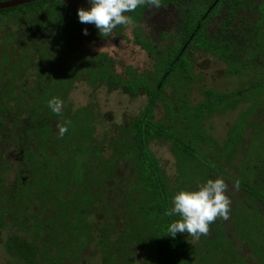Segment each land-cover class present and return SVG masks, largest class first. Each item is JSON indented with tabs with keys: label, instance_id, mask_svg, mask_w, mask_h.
I'll use <instances>...</instances> for the list:
<instances>
[{
	"label": "rangeland",
	"instance_id": "1",
	"mask_svg": "<svg viewBox=\"0 0 264 264\" xmlns=\"http://www.w3.org/2000/svg\"><path fill=\"white\" fill-rule=\"evenodd\" d=\"M40 6L43 15L47 7ZM170 17L169 11L154 12L150 7L140 30L160 44L158 28L169 25ZM17 26L0 20V120L5 124L0 125V180L5 188V199L0 201V264H173L170 235L146 216L148 198L133 189L126 177L134 162L122 157L124 126L138 114L146 98L129 97L119 89L111 90L109 84L123 79L126 68L131 67L138 74L148 73L147 79L160 85L155 76L161 67L134 42V24L122 25L121 34L102 39L59 35L46 43L39 38L37 47L31 46L28 38L17 43V32H22ZM89 52H105L108 60L101 61L104 65L98 62L81 67L83 70L73 73L74 78L72 70L87 62L82 55ZM201 52H190L191 75L185 82L164 80L163 98L153 112L155 121L170 120L173 108L168 113L165 108L179 93L197 105L207 101L208 90L229 92L248 80L230 72L226 55ZM250 66L264 71V47L259 46ZM17 88L23 90L19 98ZM53 97L63 101L62 115L48 107ZM24 119L28 127L21 129L27 139L20 142L15 128ZM67 120L71 124L61 137L57 126ZM235 126L245 130L230 148L227 139ZM199 129L205 139L192 140L194 156L157 133L148 140L172 197L181 190L197 189L207 177L223 178L228 184L229 219H218L213 227L221 229L222 244L227 247L219 246L217 239H194L179 233L188 262L264 264V206L253 200L251 209L245 208L246 218H261L255 229L240 222L238 200L248 203L251 199L242 186L239 190L234 187L235 179H243L264 190V82L247 99L234 105L219 104L204 114ZM169 130L175 136L174 128ZM246 151L256 153L251 158L256 166H245ZM48 156L58 162L50 164ZM75 157L78 164L73 171L60 173L56 166L73 162ZM219 167L229 172L230 179L216 171ZM11 236L35 247L31 261L5 250L4 243Z\"/></svg>",
	"mask_w": 264,
	"mask_h": 264
},
{
	"label": "trees",
	"instance_id": "2",
	"mask_svg": "<svg viewBox=\"0 0 264 264\" xmlns=\"http://www.w3.org/2000/svg\"><path fill=\"white\" fill-rule=\"evenodd\" d=\"M10 0H0V2ZM162 7H151L156 11H169L171 17L169 25H162L158 28V40L149 36H145L140 30L141 22L144 20L148 12V6L138 7L134 12L128 13L134 20V28L132 30L134 42L138 44L147 54L152 56L160 65V73L155 76V80L159 82V87L154 81L147 79L148 73L138 74L133 68L127 67L125 74L120 79H113L110 84L111 90L119 89L129 97H137L144 95L146 102L142 104V108L138 114L128 120L124 126V134L121 143L122 157H128L134 163L129 166L126 177L133 189L142 191L148 198L146 216L155 224L159 225L161 232L167 231L169 225L176 220L175 216L168 217L164 213L171 208L170 203L172 196L164 183V176L159 169L156 158L149 150L148 140L151 135L158 134L163 136L183 150L184 152L194 156L195 148L192 146V140H203L205 135L199 129V123L204 114L213 111L217 105L229 104L234 105L247 99L255 88H258L264 82V71L256 70V68L248 67L252 58L258 52L259 46L264 47V0H161ZM47 7L46 12L41 15V6ZM38 11H30L32 8ZM90 7L89 0H35L29 3L18 5L11 8L0 10V20L7 23L8 21L18 23V28H22L17 32V43L22 41H32L31 46L37 47L38 39L42 38L46 43L52 41L50 37H58L63 35L67 38H75L86 36L88 39H102L98 29L93 24H84L79 21L78 9H88ZM44 16V19H43ZM210 23V25H209ZM212 23H215L212 26ZM21 25V26H20ZM168 26V27H166ZM87 29L88 35H84L83 30ZM122 25L117 26L113 30L114 36L121 34ZM73 42L72 39H65ZM63 40V41H65ZM66 42V41H65ZM67 43V42H66ZM247 48H254L253 52H249ZM44 50V49H43ZM202 51L201 54H218L226 55L229 62V70L234 74H242L248 77V80L237 89L229 92L217 93L214 90H208L206 94V102L193 105L189 103L184 95L178 94L172 103H168L165 113L173 108V114L169 113V121L164 123L163 120L155 121L153 112L156 103L162 97V88L166 86L165 81L168 79L181 82L186 81L185 78L191 75L190 52ZM200 53V52H199ZM211 54V55H212ZM105 52H92L83 56L87 62L79 64L78 68L72 70L71 74L83 70L98 62L104 65L103 61H107L108 57ZM239 55H243L242 58ZM244 60V61H242ZM242 61V62H241ZM240 64H237V63ZM20 69V65L18 66ZM254 67V66H252ZM75 78V76H73ZM23 83V82H21ZM13 91V87H10ZM17 98L23 92L21 88H17ZM27 92V91H26ZM13 117V116H12ZM14 117H16L14 115ZM177 117L176 122L173 121ZM4 117H1V119ZM174 124V125H173ZM0 125L5 126L2 120ZM26 119L20 121L15 129L18 131V140L24 142L27 134L21 128L27 129ZM175 136L171 134L169 129H173ZM243 126H235L230 130V136L227 139V147L231 148V143L238 137L240 131L244 132ZM190 136L186 137L185 135ZM259 149L262 150L257 141ZM264 140H261V145ZM234 149V148H233ZM264 149V145H263ZM248 151V150H247ZM244 157L245 166H256V162H252V157L256 153H247ZM222 153L226 151L221 150ZM232 154V152H231ZM80 157L81 154H78ZM259 154L257 155V157ZM264 157V155H262ZM264 159V158H263ZM50 164H56L58 161L54 157H46ZM77 160V161H75ZM257 160V159H256ZM75 161V162H74ZM73 162H68L56 167L61 169L59 172L66 175L75 168L74 164H78V158ZM222 177L229 178V172L221 167L216 168ZM75 175V174H74ZM73 176V175H72ZM65 179V178H64ZM71 179V174H70ZM209 177L201 182L206 183ZM236 179L234 180V182ZM134 182H136L134 184ZM240 186L243 187L244 194H249L251 202L246 203V199L238 200V216L240 222L254 228L259 225L260 217L254 215L250 219L244 216L245 208L251 209L253 200H257L261 206H264V190L249 185L245 180L240 179ZM118 183V181H117ZM5 199V188L0 180V201ZM244 217V219H242ZM1 223V221H0ZM216 222L210 226V233L202 235L201 238H213L218 240V245L222 248L227 246L223 243L222 231L214 230ZM262 227V226H261ZM255 229V228H254ZM246 230V229H244ZM221 235V238L219 236ZM204 236V237H203ZM179 233L175 237L170 235L173 242V264H191L185 254V244L180 238ZM215 237V238H214ZM230 242L229 239L226 240ZM264 246V240L261 242ZM5 250L12 256L31 261L35 247L30 245L23 238L17 236L9 237L4 243ZM121 263V262H120ZM125 264V263H124Z\"/></svg>",
	"mask_w": 264,
	"mask_h": 264
},
{
	"label": "clouds",
	"instance_id": "3",
	"mask_svg": "<svg viewBox=\"0 0 264 264\" xmlns=\"http://www.w3.org/2000/svg\"><path fill=\"white\" fill-rule=\"evenodd\" d=\"M88 9H78L81 23L93 24L102 37H110L113 30L120 25H132L134 20L126 13L134 12L138 7L160 8L161 0H89ZM88 35L87 29L83 30ZM48 107L55 114L62 115L63 101L51 98ZM70 120L58 124L59 135L63 137L68 131ZM236 190L240 182L235 181ZM228 184L223 178L209 179L195 190H181L172 197V207L165 211L168 217H179L172 222L167 234L175 237L177 233H187L194 239L210 233V226L218 219L228 220L231 211V199L226 194Z\"/></svg>",
	"mask_w": 264,
	"mask_h": 264
},
{
	"label": "water",
	"instance_id": "4",
	"mask_svg": "<svg viewBox=\"0 0 264 264\" xmlns=\"http://www.w3.org/2000/svg\"><path fill=\"white\" fill-rule=\"evenodd\" d=\"M32 1H35V0H10V1L0 2V10L15 7V6L29 3Z\"/></svg>",
	"mask_w": 264,
	"mask_h": 264
}]
</instances>
